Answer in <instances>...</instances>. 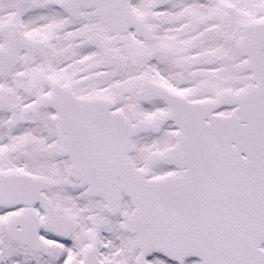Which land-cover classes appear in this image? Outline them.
I'll return each mask as SVG.
<instances>
[{"label":"snow or ice","instance_id":"snow-or-ice-1","mask_svg":"<svg viewBox=\"0 0 264 264\" xmlns=\"http://www.w3.org/2000/svg\"><path fill=\"white\" fill-rule=\"evenodd\" d=\"M0 264H264V0H0Z\"/></svg>","mask_w":264,"mask_h":264}]
</instances>
